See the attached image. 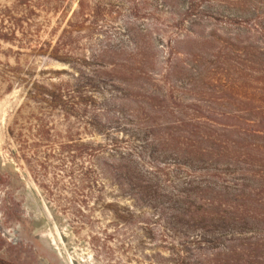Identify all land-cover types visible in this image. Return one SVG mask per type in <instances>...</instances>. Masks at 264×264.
Instances as JSON below:
<instances>
[{
    "label": "trees",
    "instance_id": "obj_1",
    "mask_svg": "<svg viewBox=\"0 0 264 264\" xmlns=\"http://www.w3.org/2000/svg\"><path fill=\"white\" fill-rule=\"evenodd\" d=\"M214 1L77 0L49 53L72 75L32 84L8 126L13 157L106 264H208L242 237L244 264H264V164H229L256 147L226 144L231 89L198 51Z\"/></svg>",
    "mask_w": 264,
    "mask_h": 264
},
{
    "label": "rangeland",
    "instance_id": "obj_2",
    "mask_svg": "<svg viewBox=\"0 0 264 264\" xmlns=\"http://www.w3.org/2000/svg\"><path fill=\"white\" fill-rule=\"evenodd\" d=\"M76 5L77 0H0V260L10 264H106L73 234L68 218L13 157L15 143L8 135L32 84H57L72 75L69 65L49 53ZM205 6L208 17L199 30L210 34L211 42L198 48L201 64H213L217 80L231 89L229 102L218 108L231 115L217 119L233 127L224 140L241 154L256 147L254 155H239L229 164L241 169L249 162L258 169L264 164V0H215ZM76 40L73 47L81 49L84 41ZM78 138L85 141L84 135ZM215 246L207 254L208 264H244V237Z\"/></svg>",
    "mask_w": 264,
    "mask_h": 264
}]
</instances>
